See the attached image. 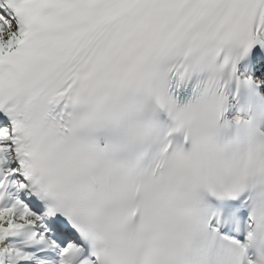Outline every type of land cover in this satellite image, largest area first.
Wrapping results in <instances>:
<instances>
[{
    "label": "snow or ice",
    "instance_id": "snow-or-ice-1",
    "mask_svg": "<svg viewBox=\"0 0 264 264\" xmlns=\"http://www.w3.org/2000/svg\"><path fill=\"white\" fill-rule=\"evenodd\" d=\"M0 264H264V0H0Z\"/></svg>",
    "mask_w": 264,
    "mask_h": 264
}]
</instances>
